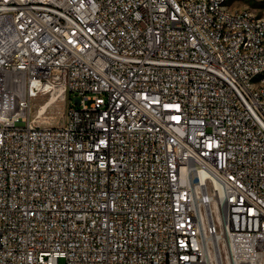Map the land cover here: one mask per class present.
Segmentation results:
<instances>
[{"label": "built area", "instance_id": "2783aa9c", "mask_svg": "<svg viewBox=\"0 0 264 264\" xmlns=\"http://www.w3.org/2000/svg\"><path fill=\"white\" fill-rule=\"evenodd\" d=\"M61 258L264 264V16L0 0V264Z\"/></svg>", "mask_w": 264, "mask_h": 264}, {"label": "rangeland", "instance_id": "374dc122", "mask_svg": "<svg viewBox=\"0 0 264 264\" xmlns=\"http://www.w3.org/2000/svg\"><path fill=\"white\" fill-rule=\"evenodd\" d=\"M228 6L234 10L248 9L264 16V0H228ZM67 103L62 99H56L54 102L49 98L37 100L33 105L32 118L34 124L40 126L62 125L66 121ZM59 264H66V260L61 258Z\"/></svg>", "mask_w": 264, "mask_h": 264}, {"label": "bare ground", "instance_id": "6f19581e", "mask_svg": "<svg viewBox=\"0 0 264 264\" xmlns=\"http://www.w3.org/2000/svg\"><path fill=\"white\" fill-rule=\"evenodd\" d=\"M62 98H63V96H62ZM56 99H57V98H56V94L54 93V94L51 96V101L54 102Z\"/></svg>", "mask_w": 264, "mask_h": 264}]
</instances>
